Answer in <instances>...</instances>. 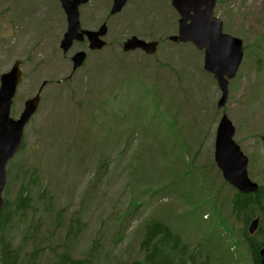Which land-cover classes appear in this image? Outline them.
Here are the masks:
<instances>
[{"label": "rangeland", "instance_id": "obj_1", "mask_svg": "<svg viewBox=\"0 0 264 264\" xmlns=\"http://www.w3.org/2000/svg\"><path fill=\"white\" fill-rule=\"evenodd\" d=\"M112 2L90 0L80 7L82 28L107 24V45L100 52H90L85 65L73 70L71 61L62 55L71 57L77 51L89 50L85 43L63 54L60 40L67 25L59 0H0V74L17 58L22 60L25 80L19 88L20 99L35 94L44 80L48 83L35 120L26 130L25 145L11 163L15 168L10 171L12 183L8 180L7 184L9 199L20 187L15 181L19 167L28 177L29 172H38L42 186L32 194L36 211L29 212L26 219L29 216L33 225L40 219L43 234L51 230L53 216L58 215L65 226L71 224L77 235L72 249L75 256H82L93 240L100 238L107 262L112 253H117L118 261L139 257L135 230L146 215L153 214L165 217L201 258L209 256L213 264H250L243 223L231 216L232 188L215 168L213 156L216 128L225 113L236 126L234 139L249 157L250 178L264 186V0L218 1L216 15L224 21L225 31L242 38L247 48L223 109L217 107L219 88L203 68V52L190 43L168 40L177 33L179 19L170 0H131L116 16L109 13ZM132 35L163 41L153 56L140 51L123 54L121 45ZM116 65L118 72L113 71ZM126 77L130 82L123 87ZM136 78H144V82L134 84ZM112 88L115 107L111 95L106 98ZM97 100V108L103 110L98 119L91 115ZM123 118L127 121L119 125ZM133 120L138 121L135 124L141 126L142 134V145L133 157L137 161L145 158L146 164L172 157L178 172H153L128 163L130 154L123 157L119 150H124L128 139L133 149V136H124L129 131L124 128L133 125ZM114 127L124 144L113 140ZM48 131L52 138L47 137ZM134 132L132 128L129 134ZM104 154L112 162L100 170ZM193 165L201 171L192 172ZM126 166L133 173V182L139 178L160 187L174 180L175 186L166 194L155 195L157 202L149 195L141 198L149 202L134 217L126 218L122 211L134 198L126 185L130 173L124 172ZM40 189L53 196L49 211L39 199ZM65 226L59 227L49 247L41 250L40 259L43 256L45 261L59 249ZM25 231V226L19 229L16 245ZM122 233V239L115 241ZM256 238L264 239V224ZM235 240L239 245L233 243ZM32 251L26 243L21 257ZM105 259L100 253L99 263L107 264Z\"/></svg>", "mask_w": 264, "mask_h": 264}, {"label": "trees", "instance_id": "obj_2", "mask_svg": "<svg viewBox=\"0 0 264 264\" xmlns=\"http://www.w3.org/2000/svg\"><path fill=\"white\" fill-rule=\"evenodd\" d=\"M81 115H84L83 113ZM93 118L96 117V113L91 114ZM157 118V117H156ZM82 119H80V123ZM95 121V120H94ZM152 121L149 124H153ZM104 126V125H103ZM136 132H140L136 124L133 126ZM142 135V134H141ZM156 134L154 135V137ZM123 157L126 155L124 152L119 150ZM79 156V153H76ZM129 164H134L143 166L153 172H178L174 167L172 162V157L166 162H152L151 164H146L145 158H140L138 161L133 157L132 152H128ZM103 166L100 170L107 169L112 160L109 159L108 154H104L102 158ZM78 163H76L77 165ZM13 167L9 168V181L12 183V171ZM105 171V170H104ZM197 168L192 166V172H196ZM124 172H130L128 174L127 187L133 190L134 198L125 205L122 215L126 218L134 217L137 210H140L145 203H148V199H141L148 196L152 202H157L154 198L155 195L162 193L166 194L171 186H175V181L172 180L165 185L160 187L150 185L149 181H144L143 183L137 178L134 182L133 173L127 168ZM152 173V172H151ZM176 176V175H175ZM20 182V187L16 194L9 199L10 187H7L4 197L5 205L0 216V263L1 264H100L98 261V256L101 253L105 259L104 242L100 238L93 240L90 248L84 252L82 256H75L72 249L74 243L77 239V235L72 230V225L65 226L61 221V218L57 215L53 216L51 230L44 233L42 232V222L40 219L33 225L31 219L26 216L29 212H35V204L33 199V190L40 188L42 184L39 180L38 172H29V177L27 172L23 171L22 168H18L15 174V181ZM225 182V181H224ZM226 183V182H225ZM140 184V186H135ZM227 184V183H226ZM133 186V187H132ZM227 186H229L227 184ZM232 188V187H231ZM232 190V196L230 198L231 213L235 216L238 221L243 223V237L244 241L248 243V253L250 264H260L259 250L264 245V239L257 240L256 236H249L246 229L250 221L258 216L262 215L264 219V186H260V189L256 193L244 194L240 193L235 189ZM139 195V197L137 196ZM153 196V197H152ZM39 199L45 202L44 210L49 211L53 206V196L48 190L40 189ZM47 202V203H46ZM26 219V221H25ZM22 224V222H24ZM31 221V222H30ZM40 222V223H39ZM264 223L260 224L259 230L256 235L260 234L262 231V226ZM75 227V223H73ZM25 226L26 231L23 234V238L20 243L16 245V236L19 229ZM66 227V232L63 236L62 242L58 245V250H53L50 258H45L41 256V250L45 247H49L51 240L54 239L55 234L59 227ZM120 227L122 225H119ZM137 236L135 242L139 245L140 256L137 258H120L118 261L116 258L117 253L111 256V259H105L107 264H213L211 258L207 256L206 258H201L197 250H191L189 245L186 243L184 238L177 232L173 230L169 221L164 218H158L153 214H148L142 220L137 229ZM44 235L41 239L39 236ZM124 233L116 239L115 241L121 240ZM114 240V239H113ZM26 243L30 244L33 251L27 255L24 254L21 257L22 249L25 247ZM236 246L239 245L238 241L233 242ZM223 247V242L220 243ZM55 247V245H54ZM58 251V252H57ZM103 251V252H102ZM116 251V249H115ZM224 255L227 256L225 248H222Z\"/></svg>", "mask_w": 264, "mask_h": 264}, {"label": "water", "instance_id": "obj_3", "mask_svg": "<svg viewBox=\"0 0 264 264\" xmlns=\"http://www.w3.org/2000/svg\"><path fill=\"white\" fill-rule=\"evenodd\" d=\"M68 20V28L61 40V48L67 53L74 41L88 37L91 49H102L106 42L102 39L108 27L104 23L97 31L81 30L79 8L88 0H60ZM129 0H114L111 14L120 12ZM179 12V32L170 39L176 42L193 43L204 50V68L216 78L222 96L219 107L225 105L229 94V82L237 75L243 61V40L224 32V22L214 15L217 0H171ZM157 41H146L137 36L128 38L124 51L142 49L148 54L157 51ZM86 58L84 51L72 57L74 69L82 65ZM21 61H16L12 68L0 76V216L5 204L3 196L8 183V164L23 146L24 129L31 116L37 110L41 96L38 94L25 102V109L19 119L10 116L13 98L18 85L23 81ZM235 126L227 115L220 120L216 134L215 160L222 170L224 178L244 193L255 192L258 184L248 175V157L233 139ZM264 140V137H263ZM258 227L255 220L249 230L254 233ZM261 264H264V247L259 251Z\"/></svg>", "mask_w": 264, "mask_h": 264}, {"label": "flooded vegetation", "instance_id": "obj_4", "mask_svg": "<svg viewBox=\"0 0 264 264\" xmlns=\"http://www.w3.org/2000/svg\"><path fill=\"white\" fill-rule=\"evenodd\" d=\"M179 16V15H178ZM65 23H66V18H65ZM62 57L63 58H65V59H67L69 62L71 61V57H66V55H62ZM85 64V63H84ZM43 83H47V81L46 80H44L43 82H42V84ZM42 84H41V86H42ZM40 86V87H41ZM47 86V84L45 85V87ZM40 87H39V89H40ZM44 87V88H45ZM39 89L37 90V92L39 91ZM44 90V89H43ZM36 92V93H37ZM35 93V94H36ZM35 94H29L28 95V97H26V98H22L21 97V99H20V94H19V87H18V91H17V94H16V97L14 98V101H13V104H12V107H11V115L14 117V118H18L19 116H20V114H21V112H22V110H23V108H24V102H25V100L26 99H28V98H30V97H32V96H34ZM23 99V101H22V106H19V101L20 100H22ZM43 99H44V96L42 95V99H41V103H42V101H43ZM33 120H35V119H31L30 120V124L28 125V127L33 123Z\"/></svg>", "mask_w": 264, "mask_h": 264}]
</instances>
